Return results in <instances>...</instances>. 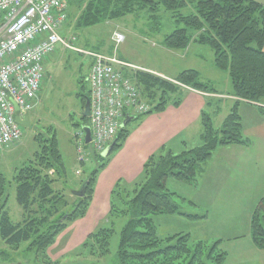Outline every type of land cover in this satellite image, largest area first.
Returning <instances> with one entry per match:
<instances>
[{"label": "trees", "instance_id": "16d2710c", "mask_svg": "<svg viewBox=\"0 0 264 264\" xmlns=\"http://www.w3.org/2000/svg\"><path fill=\"white\" fill-rule=\"evenodd\" d=\"M192 2L197 12L184 15L180 8L186 6L185 0H90L79 18V26L89 27L142 10L156 17L160 6H164L186 25V28L176 29L167 35L164 46L186 49L191 43L208 45L214 52L215 67L229 73L233 86L231 95L237 98L219 129L215 127L214 118L202 111V145L179 154L168 151L152 155L145 162L143 181L133 186L122 181L115 185L111 211L130 216L129 223L120 232V264H225L228 257V253L220 247L223 239L212 243L202 239L193 243L191 235L182 232L164 239L159 237L151 215L202 217L181 213L178 203L181 197L166 188V180L174 177L195 185L199 167L212 158L218 147L252 144L244 135L239 106L241 100L264 101V4L256 0ZM188 28L193 32H189ZM134 77L145 99L153 105L150 113L163 111L169 104H181L185 89L179 84L146 71H137ZM175 80L201 92L221 94L210 82L203 81L196 69L182 70ZM80 82L83 85L78 96L84 109L90 96L84 79ZM220 109L219 105L217 113ZM88 121L89 117L81 116L82 125H87ZM129 124L118 132L113 152L121 149L126 142L130 135ZM48 129L50 131L52 127ZM35 138L39 148L13 175L16 199L22 207V219L18 222L12 220L8 209L9 196L6 193L7 184L11 181L0 172V236L14 250L19 249L22 242L29 241L28 248L35 249L38 256L44 258L46 250L56 242L58 235L87 214L97 179L108 165L110 155L103 157L96 154L101 162L82 183L85 194L72 211L65 212L68 197L62 190L54 188L58 177L65 174L57 135L53 132L47 138ZM113 233L110 228L91 232L84 246L92 255L104 256L110 252ZM250 234L256 246L264 249V197L251 215Z\"/></svg>", "mask_w": 264, "mask_h": 264}, {"label": "rangeland", "instance_id": "374dc122", "mask_svg": "<svg viewBox=\"0 0 264 264\" xmlns=\"http://www.w3.org/2000/svg\"><path fill=\"white\" fill-rule=\"evenodd\" d=\"M89 1L67 0L70 16L61 33L78 35V41L75 42L78 47L115 54L129 64L164 70L169 76H176L182 69H196L200 72L201 79L210 82L222 94L221 96L229 95L227 93L232 91L229 73L215 67L214 52L208 45L192 43L187 49H170L164 46L163 41L167 35L176 29L186 28L183 22H179L173 16L171 10L160 6L156 17L142 10L94 26H79V18ZM185 1L186 6L180 8L181 13L195 14L197 11L192 0ZM115 31L125 35L124 41L118 45L112 36ZM188 31L193 32L192 29ZM91 61V56L70 49L64 50L61 46L53 55L46 58V74L39 93V101L29 113L30 126L22 127L23 135L21 140L15 143L16 146L12 145L10 150L0 153V172L11 181L7 184L6 194L9 196V213L15 222L22 219V207L16 199L13 175L15 170L26 163L39 148V142L35 137L47 138L53 132L57 135L65 174L58 177L54 188L62 190L68 197L69 204L64 208L65 212L75 208L80 196L74 195V192L80 189L82 183L87 181L91 172L101 162L96 157L92 143H88L89 159L85 164H80L73 138L75 130L81 127L82 102L78 94L82 92L83 83L80 81L89 73ZM84 85L89 89L87 83ZM252 103L264 107L263 102ZM219 105L224 113L226 104L213 102L205 106V111L214 118L217 129L222 126L224 120V116L215 115L214 111ZM226 115L225 113V117ZM133 122L135 121L130 122L129 128ZM199 125L201 127V120ZM199 125L192 123L186 131L187 146L179 148L178 143L171 141L166 152L173 148V152L179 154L202 145V138L198 133L201 130ZM49 127H52L50 131ZM117 152L110 154L111 163ZM207 162L204 163V171L200 166L197 172L196 179L204 182L197 196L204 198L208 186L210 188L215 186L220 193H215V199L207 200L205 206L191 204L190 200H193L194 196L190 192L186 193L188 199L181 197L178 200L181 213L198 214L202 217L190 218L181 214L151 215L158 236L164 239L176 233H189L193 243L202 239L212 243L221 238L223 242L220 247L228 253L225 264H264V249L257 247L253 242L249 225L250 214L258 208L260 200L257 199L258 195L255 192L248 194L242 189L243 169L240 161L234 159L229 146H220L213 153L211 161ZM102 172L103 170L100 174ZM110 173L113 174L112 170ZM122 181L128 186L135 183L127 181L126 177ZM91 213L84 218L83 228L87 230L84 234L81 235L79 224H76V228H70L66 236L46 250L44 258L38 256L35 249L28 248L29 241L22 242L19 249L14 250L0 236V264H49L48 261L57 262L56 264H120L118 255L120 232L129 223L130 216L112 213L111 206L106 211L101 205L98 210ZM100 228L114 230L110 239V252L104 256L92 255L84 246L87 238L81 239L87 233ZM75 231L77 233L69 234Z\"/></svg>", "mask_w": 264, "mask_h": 264}, {"label": "built area", "instance_id": "2783aa9c", "mask_svg": "<svg viewBox=\"0 0 264 264\" xmlns=\"http://www.w3.org/2000/svg\"><path fill=\"white\" fill-rule=\"evenodd\" d=\"M67 19L65 0H0V150L18 142L21 116L35 108L45 77L44 61L58 46L92 57L88 76L91 96L90 126L92 145L102 152L117 137L122 121L128 115L150 110L136 81L124 72L140 67L119 59L115 54L81 49L76 35L66 38L60 29ZM116 43L124 40L114 34ZM79 160H86L84 132H76Z\"/></svg>", "mask_w": 264, "mask_h": 264}, {"label": "crops", "instance_id": "0c3cea01", "mask_svg": "<svg viewBox=\"0 0 264 264\" xmlns=\"http://www.w3.org/2000/svg\"><path fill=\"white\" fill-rule=\"evenodd\" d=\"M260 2L264 4V2ZM152 70L165 77L176 78L184 69L180 70L176 76H169L164 70ZM87 75L84 79H86ZM183 93V100L180 105L169 104L163 111L146 114L132 123L130 135L123 147L118 150L116 157L112 159L113 162L111 163L109 161L97 179L94 195L87 214L81 220L78 219L75 223H71L58 235L55 243L66 236L70 228H76L78 224L79 229L82 231L81 235L84 234L87 230L83 228V221L89 214H92L91 212L98 210L100 205L104 210H108L112 191L119 181H122L125 177L127 181L135 182L133 184L143 181L144 165L150 156L165 154L171 141L178 143L179 148L185 145L187 146L188 141L185 139V133L192 123L199 125L202 111H205V106L208 103L221 102L226 104L224 113L221 107L220 112L217 113V110L214 111L215 115L224 116L225 118V113L228 114L229 107L231 109L233 103L237 100V98L231 95L232 91L227 93L230 96L226 98L207 96L202 92L191 89H186ZM239 110L242 116L244 135L251 140L252 144L250 146L230 145L229 148L232 151V156L235 160L240 161L241 168L243 169L241 178L242 189L248 192V194L255 192L258 195L257 199L261 201L264 197V108L252 102L241 100ZM200 129L198 133L201 135L202 125ZM11 148L4 149L0 153L7 152ZM169 151L173 152L174 149L171 148ZM209 160L211 161V159ZM114 163L116 166H113ZM206 163L208 162L206 161ZM201 167H203L201 169L204 171V163ZM111 170L113 174L110 173ZM203 183V181L198 180L197 185H192L179 181L174 177H169L165 182V186L169 191L178 194L180 197H186L187 199L188 196L186 193L190 192L195 197H193V200H190L191 204L194 206H205L207 200L215 199V193L219 192V190L215 186H212V188L208 186L206 187L208 192L204 198H198L197 195L200 194ZM196 198L199 200H196ZM252 213L253 211L250 214V218ZM207 215L209 216V212ZM74 233H77V231L69 234L72 235ZM90 233H87L81 239L87 238Z\"/></svg>", "mask_w": 264, "mask_h": 264}, {"label": "water", "instance_id": "95a60500", "mask_svg": "<svg viewBox=\"0 0 264 264\" xmlns=\"http://www.w3.org/2000/svg\"><path fill=\"white\" fill-rule=\"evenodd\" d=\"M15 108L16 110H18V106L15 104ZM90 99L87 98L86 99V104H85V109L83 111V116L89 117L90 116ZM16 121L23 126H29L30 125V120L28 118V116H25L23 119L20 117L19 114L16 115ZM130 121V118H127L122 126L125 127L127 125V123ZM84 132H85V140L86 143H90L91 142V129L90 127L86 126L84 127ZM117 141H114L111 145H109L105 151L103 152L104 156H108L110 155V153L113 151L114 147L116 146ZM76 194H78L79 196H83L85 194V188L82 187V189L80 191L75 192Z\"/></svg>", "mask_w": 264, "mask_h": 264}]
</instances>
